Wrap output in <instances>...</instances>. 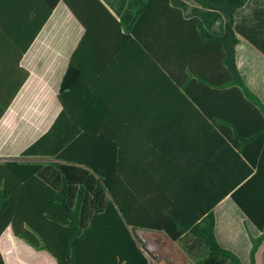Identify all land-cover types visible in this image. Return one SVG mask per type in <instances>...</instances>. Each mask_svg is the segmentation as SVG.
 Masks as SVG:
<instances>
[{
	"label": "crops",
	"instance_id": "obj_1",
	"mask_svg": "<svg viewBox=\"0 0 264 264\" xmlns=\"http://www.w3.org/2000/svg\"><path fill=\"white\" fill-rule=\"evenodd\" d=\"M100 1L116 20L127 2ZM170 5L180 10L185 19H199L209 33L223 35L224 19L218 12L192 0H170ZM261 11L264 12V0H248L235 14V26L244 31L236 33L235 63L248 89L264 104V36L256 38L260 47L247 39ZM44 17L46 21L40 28ZM84 35V28L63 0H0V102L8 100L10 92L22 82L0 118V159L43 163L39 178L57 192L64 191L70 208H74L82 190L83 227L96 209L105 210L111 196L103 191L95 206L97 175L82 165L55 158L82 134L83 147L97 149L98 163L114 162L115 179L124 187L120 196L145 198L147 212L164 211L163 199L171 181L193 166L201 169V155L211 153L215 147L210 142L221 139L212 126L219 121L206 116L233 115L237 111L234 95L230 87H210L211 92H206L199 84L187 93L188 79L182 71L168 64L180 76V85L165 76L132 40L122 37L123 31L94 30L86 44L79 46ZM73 55L77 71L68 80L64 110L58 95ZM216 66L213 62L211 69L216 70ZM85 134L100 135L94 137V144L89 137H83ZM48 163L64 167L65 174ZM197 175L203 180L202 171ZM208 176L204 179L211 178L210 171ZM213 214L219 244L234 252L242 264H250L251 223L229 196L213 208ZM258 235L259 232L253 234ZM149 244L168 261L176 259L158 243ZM0 254L5 264H55L45 251L34 250L14 237L9 227L0 236Z\"/></svg>",
	"mask_w": 264,
	"mask_h": 264
},
{
	"label": "trees",
	"instance_id": "obj_2",
	"mask_svg": "<svg viewBox=\"0 0 264 264\" xmlns=\"http://www.w3.org/2000/svg\"><path fill=\"white\" fill-rule=\"evenodd\" d=\"M192 1L223 17L222 36L206 31L197 18H183L181 11L170 5V0H127L119 20L100 0H63L85 30L79 46L86 44L94 30L119 34L123 31L122 37L132 40L165 76L180 85V76L168 64L182 71L188 79L187 93L192 92L190 88L195 84L206 92H211L210 87H230L237 111L228 116H206L211 121H219L212 126L221 139L210 142L215 147L211 153L201 155L202 168L197 165L187 173L180 172L177 180L169 184L162 204L164 211L147 212L145 198L120 196L124 187L115 179L114 162L98 163L97 149H85L81 134L55 158L82 165L97 175L93 200L96 206L106 190L111 201L105 210L96 209L89 223L81 227L82 190L78 192L74 208H70L64 191L57 192L39 178L43 163L4 161L0 162V236L9 227L14 237L34 250L45 251L55 264H149L138 244L136 231L151 230L165 233L190 264H242L234 252L219 244L214 232L213 208L229 196L259 232L256 237L248 232L249 263L264 264V104L248 89L235 63L236 33L244 34L235 26V14L248 0ZM256 18L259 21L249 28L247 39L260 47L256 38L264 36V12ZM74 56L58 95L64 110L66 91L70 88L68 80L77 71ZM208 62L211 67H207ZM213 62L218 64L216 70L211 69ZM28 75L26 72V79ZM21 86L20 81L9 99L0 102V118ZM70 119L82 127L74 116ZM97 135L100 134L83 137H89L96 144ZM101 135L110 138V135ZM47 165L65 174L64 167L55 163ZM198 170L202 171L203 180L197 179ZM209 171L211 178L204 179ZM0 264H5L1 254Z\"/></svg>",
	"mask_w": 264,
	"mask_h": 264
},
{
	"label": "rangeland",
	"instance_id": "obj_3",
	"mask_svg": "<svg viewBox=\"0 0 264 264\" xmlns=\"http://www.w3.org/2000/svg\"><path fill=\"white\" fill-rule=\"evenodd\" d=\"M234 219H236V220H241V217H239V218H236V217H234ZM249 227H250V229H248V232H250V234L253 236V234H258V232L255 230V228L250 224L249 225ZM252 232H253V234H252ZM138 239H139V242H138V244H139V246L142 248V250L144 251V253H145V255L147 256V258H148V260H149V262H151V259H150V256H151V253L149 252V248H150V245L151 244H149V242H147L146 240H145V238H144V236L142 237V235H140V234H138ZM173 246V248L177 251V253H179V255L181 256V258L183 259V264H186V263H188L186 260H184V258L182 257V255L180 254V252L178 251V249L174 246V245H172ZM155 247H156V245H155ZM158 247V246H157ZM156 247V248H157ZM158 251H159V248H158ZM152 253H154V254H159L157 251H155V252H152ZM160 256V255H159ZM170 258V257H169ZM159 259L163 262V264H182V263H180L179 261H175V260H173L172 258H170V261H168L164 256H160L159 257Z\"/></svg>",
	"mask_w": 264,
	"mask_h": 264
},
{
	"label": "water",
	"instance_id": "obj_4",
	"mask_svg": "<svg viewBox=\"0 0 264 264\" xmlns=\"http://www.w3.org/2000/svg\"><path fill=\"white\" fill-rule=\"evenodd\" d=\"M0 160H5V161H16V160L26 161V159H16V158H8V159H0ZM138 234H140L142 236L153 235L155 237V240H156L157 243L160 241V239H165L167 242H169L170 244L174 245L178 249V251L180 252L182 257L184 258V260H186L190 264L189 260L185 257V255L180 250V248L177 246V244L175 242L171 241L167 237V235L165 233L158 232V231H151V230H137L136 231V235H138ZM149 252L152 254V252H154L153 248L150 247L149 248Z\"/></svg>",
	"mask_w": 264,
	"mask_h": 264
},
{
	"label": "bare ground",
	"instance_id": "obj_5",
	"mask_svg": "<svg viewBox=\"0 0 264 264\" xmlns=\"http://www.w3.org/2000/svg\"><path fill=\"white\" fill-rule=\"evenodd\" d=\"M144 238L149 243L150 242L157 243L156 240H155V237L153 235L144 236ZM158 245L161 248H164L171 256H173V258H176L175 259L176 261L184 263L183 260H181V258L179 257V253H177V251L173 248V246L171 244L167 243L165 241V239H160V241L158 242Z\"/></svg>",
	"mask_w": 264,
	"mask_h": 264
},
{
	"label": "built area",
	"instance_id": "obj_6",
	"mask_svg": "<svg viewBox=\"0 0 264 264\" xmlns=\"http://www.w3.org/2000/svg\"><path fill=\"white\" fill-rule=\"evenodd\" d=\"M159 257L160 256L158 254L152 253L150 256L151 262H149V264H163V262L159 259ZM186 264H189V263H186Z\"/></svg>",
	"mask_w": 264,
	"mask_h": 264
}]
</instances>
